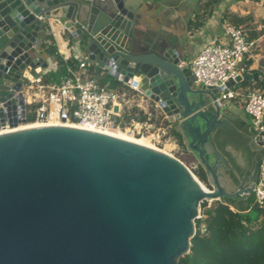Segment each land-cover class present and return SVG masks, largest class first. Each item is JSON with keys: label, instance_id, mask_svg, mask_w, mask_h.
<instances>
[{"label": "water", "instance_id": "obj_1", "mask_svg": "<svg viewBox=\"0 0 264 264\" xmlns=\"http://www.w3.org/2000/svg\"><path fill=\"white\" fill-rule=\"evenodd\" d=\"M54 23L122 89L137 79L132 98L158 104L176 124L210 188L176 157L130 139L67 125L0 133V264H178L201 202L246 212L256 180L231 183L213 143L214 130L237 118L220 97L223 87L195 83L171 39L135 36L136 15L124 0H0L7 127L18 125L11 89L21 79L41 80L47 62L35 55L39 31ZM253 77L238 74L225 86ZM248 131L250 143L264 149V132Z\"/></svg>", "mask_w": 264, "mask_h": 264}, {"label": "built area", "instance_id": "obj_2", "mask_svg": "<svg viewBox=\"0 0 264 264\" xmlns=\"http://www.w3.org/2000/svg\"><path fill=\"white\" fill-rule=\"evenodd\" d=\"M223 32L228 36L226 41H210L204 44L194 58L187 64L183 63L190 69L195 83L205 87L220 89L223 87L220 97L229 101L240 94L231 87L227 88L225 84L229 79L234 80L236 75H242L243 67L238 68V64L245 56L251 55L257 45L256 41L250 39L238 26L226 23ZM98 69V76L109 75V70L104 67ZM88 70L87 63L81 60L76 67L67 65L66 74L57 81L44 82L42 77L36 82L21 79L18 90L11 89L12 96L7 99L16 106L15 117L18 125L31 122H58L90 129L115 127L130 131L133 135L150 134L153 143H161L162 138L171 139L167 136L170 125L163 123L167 117L158 104L153 106L161 115L158 124L150 120V115L144 121L134 117L127 121L123 120L124 98L128 91L138 92L136 78L125 83L126 88L118 89L110 87L108 83H101L98 77L90 74ZM0 108L7 126V110L3 102H0ZM243 111L250 116L251 126L258 133L264 132V91H248ZM29 116L33 117V121H27ZM173 143L177 145L174 141ZM251 195L252 203L264 211V155L258 162ZM202 217L199 208L197 218Z\"/></svg>", "mask_w": 264, "mask_h": 264}, {"label": "crops", "instance_id": "obj_3", "mask_svg": "<svg viewBox=\"0 0 264 264\" xmlns=\"http://www.w3.org/2000/svg\"><path fill=\"white\" fill-rule=\"evenodd\" d=\"M125 6L135 12V36L141 34L158 36L171 39L178 46L183 55V62L187 64L194 58L200 48L210 42H224L223 27L226 23L238 26L244 30L250 39L256 41L254 52L245 56L242 67L248 64V68L242 71V75H255L250 80H241L234 85L239 89L238 100L233 103L228 101V107L242 121L249 122L242 109V103L248 91H264V0H217L213 2L210 15L202 19L203 12L209 8L203 5L205 0H124ZM199 25H195L196 22ZM55 40L59 53L64 59L74 58L77 62L85 61L90 74L102 79L106 75L98 76V66L83 55L81 48L76 43L69 44L67 33L57 25L51 24L49 28ZM42 30L39 31V41L35 55L43 58L51 67L56 63L52 56H48L39 46ZM77 63H75L76 65ZM243 82H245L243 84ZM103 83H108L105 81ZM233 90V88H231ZM236 91V90H235ZM124 98L123 106L128 109L137 106L144 112L149 109L147 99H133L128 91ZM232 100V99H231ZM241 102L239 106L238 103ZM238 111V112H236ZM158 113V112H157ZM175 124V123H173Z\"/></svg>", "mask_w": 264, "mask_h": 264}, {"label": "trees", "instance_id": "obj_4", "mask_svg": "<svg viewBox=\"0 0 264 264\" xmlns=\"http://www.w3.org/2000/svg\"><path fill=\"white\" fill-rule=\"evenodd\" d=\"M203 5L209 8L202 14V19H205L210 15L213 2L212 0H205ZM199 22H196L195 25H199ZM41 30L39 46L48 56H52L57 64L53 75L52 72L48 71L42 76V80L44 82H50V79L57 81L58 77L59 80L66 74L67 65L76 67L79 62L74 58H63L47 24H44ZM67 39L69 44L73 42L69 34H67ZM75 63L77 64L75 65ZM247 68L248 64L243 65V70ZM96 72L98 74L99 69ZM105 81H108L109 86L112 88L122 89L123 87L121 82L110 75L100 79L101 83ZM148 115L151 116L150 120L155 121L156 124L161 119V115L157 113L153 106H149L147 112L137 106L124 108L122 118L124 121L129 120L131 117L144 121L148 118ZM27 121H33V117H27ZM163 123L170 125L167 136H170L178 146L185 149L182 135L176 128V124L167 120H164ZM249 126L250 123L246 121L237 123L238 129L246 135H249ZM215 133L224 136L221 142H218L212 136L215 147L224 152L230 160H232L231 153L227 151L226 147L228 144L236 143L235 136L241 138L243 144L248 140V137H244L242 133L240 134L227 127L219 128ZM262 154L264 155V150ZM193 172L201 182L209 187L205 172L199 164ZM247 207L248 209L250 207L254 208L261 216H264V211L252 203V195L248 198ZM200 209L203 217L195 219V234L190 239L189 252L179 258L178 264H264L263 217L252 218L248 211L237 212L229 204L222 203L219 200H213L210 204L204 200L200 204Z\"/></svg>", "mask_w": 264, "mask_h": 264}, {"label": "flooded vegetation", "instance_id": "obj_5", "mask_svg": "<svg viewBox=\"0 0 264 264\" xmlns=\"http://www.w3.org/2000/svg\"><path fill=\"white\" fill-rule=\"evenodd\" d=\"M239 121L242 120L240 118L231 120V125L227 128L230 130H235L240 134L242 133L244 137H248L247 142L243 144L242 139L235 136V141L237 144H228L226 149L227 151H230L232 160L228 159L225 153L220 151L223 153L228 167V169L224 170V173L227 175L231 183H239L243 178L247 177L249 180L252 179V177L257 174V163L259 159L263 156L262 152L264 150L259 149L258 146L253 143H250L249 135H246L238 129L237 123ZM216 130H214L212 136L215 137L218 142H221L224 136L222 134H216Z\"/></svg>", "mask_w": 264, "mask_h": 264}, {"label": "rangeland", "instance_id": "obj_6", "mask_svg": "<svg viewBox=\"0 0 264 264\" xmlns=\"http://www.w3.org/2000/svg\"><path fill=\"white\" fill-rule=\"evenodd\" d=\"M144 35H146V34H144ZM144 35L142 34L141 36H144ZM224 36H225V38L227 40L228 39V36L225 35V34H224ZM73 42H74V40H73ZM73 42L71 43V45L73 44ZM56 68H57V64L56 63L52 67H51V65H50V67H49V65H47V67L43 70L42 76L45 73H47L48 71L49 72H52V75H53V72L55 71ZM58 78L56 80H58ZM50 80H51L50 82H53L52 79H50ZM237 87L235 85L231 86V88H233V90H236L239 94H241L240 91H239V89ZM128 94H129V92H128ZM235 100L237 101L238 100V97H236L235 99H232V100L229 101L231 103V105H230L231 107H232V105H234L233 103L235 102ZM243 103H244V101H243ZM243 103H242V105H243ZM239 104L241 105V102L240 101H239L238 105ZM242 109H243V106H242ZM236 112H238V111H236ZM246 117H247V119L250 120V116L246 115ZM121 130H124V129H121ZM128 133H131V132L128 131ZM134 135L135 136H141V135H136V134H134ZM165 137H167V136H165ZM173 144L174 143H173V139L172 138L171 139H168V138H164L163 139L162 138L161 143H159V144L158 143H153V145L157 146L158 148L164 149L166 152H168L173 157L179 158L190 170L194 171V169L197 168L198 161L187 150L181 148L178 145H173ZM204 186H206V185H204ZM206 187L207 188H210L208 186H206ZM207 202H208V204L211 203V201H207ZM248 212H249V215L252 218H255V217L256 218H258V217L260 218V217H263L262 218V221H264V216H261L254 208H251L250 207L248 209Z\"/></svg>", "mask_w": 264, "mask_h": 264}, {"label": "bare ground", "instance_id": "obj_7", "mask_svg": "<svg viewBox=\"0 0 264 264\" xmlns=\"http://www.w3.org/2000/svg\"><path fill=\"white\" fill-rule=\"evenodd\" d=\"M46 125H63V126H65L66 124L58 123V122H50V123L31 122V123L19 124V125L14 126V127H7V126L1 127L0 128V133L8 132V131H14V130H19V129H24V128H29V127L46 126ZM67 126H74V127L85 128V127L78 126V125H67ZM86 129H90V128H86ZM91 130L103 132V133H106V134H109V135H113V136H117V137H122V138L130 139V140L137 141V142H141V143H145V144H149L153 148L169 154L164 149L158 148L157 146L153 145V142L151 140L152 135H150V134H148V135H141V136H135V135H133L131 133H128V131L121 130V129H118V128H115V127H109V128H104V129H91ZM200 184L207 191L209 190L206 186H204V184L201 181H200Z\"/></svg>", "mask_w": 264, "mask_h": 264}]
</instances>
